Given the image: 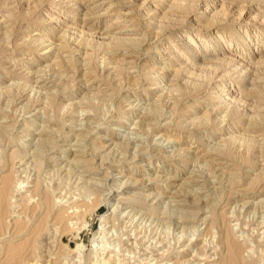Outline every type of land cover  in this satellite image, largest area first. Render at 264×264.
I'll list each match as a JSON object with an SVG mask.
<instances>
[{"label": "rangeland", "instance_id": "1", "mask_svg": "<svg viewBox=\"0 0 264 264\" xmlns=\"http://www.w3.org/2000/svg\"><path fill=\"white\" fill-rule=\"evenodd\" d=\"M231 243L264 264V0H0V264Z\"/></svg>", "mask_w": 264, "mask_h": 264}, {"label": "bare ground", "instance_id": "2", "mask_svg": "<svg viewBox=\"0 0 264 264\" xmlns=\"http://www.w3.org/2000/svg\"><path fill=\"white\" fill-rule=\"evenodd\" d=\"M26 132V131H25ZM151 155V154H150ZM9 190L8 188V185H5L4 188H3V191H6V190ZM7 192V191H6ZM31 192V191H30ZM67 196V195H66ZM34 201V200H33ZM61 203V202H60ZM75 205H71V206H65V210L66 212H68V208H72L74 207ZM122 208V207H121ZM232 209V208H231ZM65 214V213H64ZM175 262V261H174ZM243 261L241 260V256H240V252H239V248L231 243L229 245V251H228V255L226 257V264H242Z\"/></svg>", "mask_w": 264, "mask_h": 264}]
</instances>
